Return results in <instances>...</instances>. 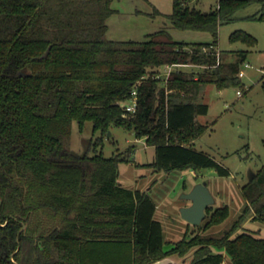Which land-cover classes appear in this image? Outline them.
<instances>
[{"label":"trees","instance_id":"trees-1","mask_svg":"<svg viewBox=\"0 0 264 264\" xmlns=\"http://www.w3.org/2000/svg\"><path fill=\"white\" fill-rule=\"evenodd\" d=\"M111 2L0 0V264H149L191 250L187 264H221V251L230 264H264V237L244 226L249 217L264 223V164L241 187L246 204L219 235L192 234L163 249L149 193L119 183L130 149L108 157L90 150L111 127H123L153 146L146 166L155 172L212 168L227 176L192 148L207 129L196 120L208 111L198 99L206 84L241 87L248 49L219 51L214 66L218 30L251 4L259 8L245 18L264 22V0H218L208 11L172 0L170 26L208 32L206 42L177 41L166 28L142 41L109 39ZM228 39L256 44L240 29ZM167 64L192 65L174 69L165 87L155 76ZM133 88L129 115L123 103ZM73 121L79 130L90 121L100 134L82 154L68 146ZM205 215L203 231L225 221L229 209L209 206Z\"/></svg>","mask_w":264,"mask_h":264},{"label":"rangeland","instance_id":"rangeland-1","mask_svg":"<svg viewBox=\"0 0 264 264\" xmlns=\"http://www.w3.org/2000/svg\"><path fill=\"white\" fill-rule=\"evenodd\" d=\"M217 1L187 0L189 6L201 11L214 8ZM111 7L114 12L106 21V36L112 40L142 41L146 34L163 28L177 41L211 40L208 32L178 30L170 26L165 15L171 12L172 0H112ZM258 8V4H251L240 9L235 14L237 19L234 22L221 25L218 30V51L248 49L245 59L239 64V70L244 73L240 77L241 87L218 89L214 84H206L202 86V94L198 99L207 104L208 111L197 116L196 120L206 124L207 129L193 140L192 148L211 155L228 170L227 176H218L212 168H200L197 171L185 169L164 174L163 171L149 172L144 165L136 166L137 163L151 162L154 159V148L143 146L145 136L135 137L131 130L123 127H111L103 136L100 145H90L91 153L96 150L106 157L125 153L130 149L128 161L119 165L118 178L123 187L140 190L147 188L150 182L153 181L154 184L158 181L149 195L158 205L154 217L162 225L164 249L168 248V243L178 241L184 236L219 235L246 204L241 187L248 182L249 175L256 173L264 164V22L245 18L255 13ZM155 9L160 13L155 14ZM237 29L255 37L256 44L247 48L240 42H230V33ZM226 57L234 60L236 54L228 53ZM245 63L249 67L245 68ZM99 136L98 132L92 133L90 121L84 122L81 130L76 121H73L68 146L73 153L82 154ZM202 181L207 182L214 198L210 208L226 205L229 209V216L225 221L212 225L205 231L202 227L208 216L205 215L199 225H192L182 219L179 212L181 207L190 205V201L183 198L182 194ZM244 226L258 229L259 236L264 237V223L249 217ZM191 253L192 250L184 257L172 255V258L187 264ZM222 254L229 260L225 252L222 251Z\"/></svg>","mask_w":264,"mask_h":264},{"label":"water","instance_id":"water-1","mask_svg":"<svg viewBox=\"0 0 264 264\" xmlns=\"http://www.w3.org/2000/svg\"><path fill=\"white\" fill-rule=\"evenodd\" d=\"M47 50L45 52H47ZM253 176L254 173H251L249 175V180H251ZM182 197L188 199L190 205L180 208L179 212L181 218L189 224L199 225L205 217L206 208L214 202L207 182L202 181L194 184L188 192L182 194Z\"/></svg>","mask_w":264,"mask_h":264},{"label":"built area","instance_id":"built-area-1","mask_svg":"<svg viewBox=\"0 0 264 264\" xmlns=\"http://www.w3.org/2000/svg\"><path fill=\"white\" fill-rule=\"evenodd\" d=\"M202 50L206 51L207 47H203ZM215 54H216L217 62H216V64L214 66L218 65V63H219V51H218L217 48H215ZM190 65H192V64H167V65H164L156 73L155 77L157 79H159V82H160V84L162 86L166 87L167 81H168V77H169L170 73L174 69H177V68H180V67H186V66H190ZM244 67L247 68V67H249V65L245 63ZM243 75H244L243 71L239 70L238 73H237V76L238 77H242ZM237 93H239V92L237 91ZM136 105H137V90H136V88H133L130 91L129 98L123 103V109H124L126 114L130 115V114L135 112ZM143 146L147 147L146 142L143 143Z\"/></svg>","mask_w":264,"mask_h":264},{"label":"crops","instance_id":"crops-1","mask_svg":"<svg viewBox=\"0 0 264 264\" xmlns=\"http://www.w3.org/2000/svg\"><path fill=\"white\" fill-rule=\"evenodd\" d=\"M201 94H202V90H201ZM153 161V160H152ZM151 161V162H152ZM151 162H147V163H137L136 164V166H138V165H144V166H146L147 164H149V163H151ZM146 169H148V171L149 172H152V173H155L153 170H152V168H150V167H145ZM151 170V171H150ZM170 173V172H169ZM168 173V174H169ZM165 174V173H164ZM146 175V173L145 174H143V177ZM119 183L122 185V183L120 182V180H119ZM153 183V181L152 182H150V184H149V186L147 187V188H142V189H140L141 191H146V192H148V193H150V191L152 190V187L154 186V184H156V183H158V181L157 182H155L154 184H152ZM145 185H147V183L145 184ZM185 185V184H184ZM163 202V201H162ZM157 204H155V212H156V210H157ZM155 212H154V214H155ZM163 249H164V247H163ZM222 252V251H221ZM224 252V251H223ZM228 257V256H227ZM149 264H185V263H183V262H178L177 260H175V259H173L172 258V256H168V257H165V258H163V259H160V260H157V261H155V262H152V263H149ZM221 264H230V261L228 260V259H225L224 258V260H223V262L221 263Z\"/></svg>","mask_w":264,"mask_h":264}]
</instances>
